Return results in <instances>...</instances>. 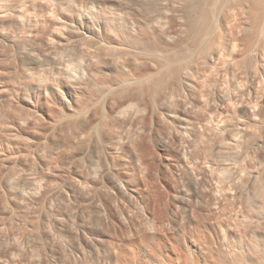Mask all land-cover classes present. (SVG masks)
<instances>
[{
  "label": "rangeland",
  "instance_id": "obj_1",
  "mask_svg": "<svg viewBox=\"0 0 264 264\" xmlns=\"http://www.w3.org/2000/svg\"><path fill=\"white\" fill-rule=\"evenodd\" d=\"M83 1L77 5L84 8L87 1ZM99 1L118 8L113 0ZM29 2L0 0V264H121L128 242L135 244L142 257L145 241L156 237L165 241L187 239L195 236L199 228L205 234L209 231L207 235L212 238L224 230L223 236L235 239L238 247L242 245V252L255 257L253 260L259 258L257 253L264 247V76L258 69L254 71L256 63L249 62L251 69L249 59L244 56L242 61L240 53H235L242 63L236 61L242 84H237L238 80L235 85L225 84L224 79L220 82L223 85L215 88L213 80L221 78L216 73L210 81L200 79L202 84L196 88L201 92L196 90L193 95L202 98L205 93L210 99L204 97L208 100L205 109L187 111L195 134H185L180 129L181 122L174 115L177 118L181 112L176 106H170L171 111L158 106L155 121L140 136L141 141L137 139L134 153L129 142L115 144L112 149L107 147L110 140L97 141L91 135L79 141L73 138L72 131L54 128L46 118L52 111H68L67 108L59 109L62 105L49 94L33 90V83H38L36 79L41 75L39 69L29 71L23 48L29 44L42 53L53 22L47 21L46 28L43 23L29 26L16 19L12 9L20 6L25 15ZM47 4L42 2L35 8L38 11L27 14L42 21L45 8L50 7ZM32 30L34 36H30ZM62 79L57 85L61 92L73 87L87 95L92 87L86 80ZM255 85H262V90L255 87L256 91ZM193 95L184 101L189 102L188 97L192 102ZM255 103H261L263 108L253 111L255 115L250 118L243 104L252 108ZM218 104L225 111L222 119H216L217 125L209 117L216 114ZM221 124L226 130L244 126L247 132L242 144L231 149L226 144L231 133L216 130ZM117 131L124 133L123 129ZM199 133L203 136H197ZM183 153L187 164L181 159ZM89 154L99 171L94 178L93 166L88 168ZM255 172L259 177L254 180L251 175ZM7 178L14 181V188L6 185ZM259 262L264 264L261 259Z\"/></svg>",
  "mask_w": 264,
  "mask_h": 264
},
{
  "label": "bare ground",
  "instance_id": "obj_2",
  "mask_svg": "<svg viewBox=\"0 0 264 264\" xmlns=\"http://www.w3.org/2000/svg\"><path fill=\"white\" fill-rule=\"evenodd\" d=\"M29 1L24 9L26 14L30 11H38L35 8L39 7L38 5L42 2L49 3L50 7H47V10L45 8L44 11L45 19L38 22L29 14H22L20 6V8L16 6L17 8L12 9L17 14L16 19L22 23L26 22L25 24H29V26L30 24L37 26L43 23L46 28L47 21L53 22L49 26L50 28L48 27L50 37H47L48 41L45 42L44 52L39 51L41 53L39 54L35 47L28 44L29 41L28 48H23L26 49L23 52H25L29 60L28 65L31 67L28 68L29 71L39 69V75H41L36 79L31 72L32 76L34 75V80L38 81V83H33L35 86L33 90L40 94H49L51 98L62 105L59 109L67 108L68 111H52L46 118L51 120L54 128L72 131L73 138L79 141L91 135L97 141L110 140L107 147L112 149L115 144L121 145L122 142H129L130 149L132 148L131 151L134 153L138 149L137 139L144 135L148 131V127L155 121V112L158 106L164 109L176 106V109L182 114L177 115V118L174 115L175 119L181 122L180 129L185 134H195L187 111L205 109L206 102H208L206 94L202 95L206 99L200 98L201 96L196 98L193 95L196 90H199L197 85L203 78V81H208L213 73L221 74L218 76L221 77L219 80H213L215 82L213 87L216 86L215 88L218 89L223 85L220 82L224 79L227 80H224L225 84H227L226 82L230 85L236 83L240 75L236 68H240L236 67L238 58L235 53H240L241 58L245 56L249 59L247 65L250 61L256 63L253 66L256 68L257 65L258 68H254V71L257 72L258 69L264 76V0H128V2L125 0L127 3L122 2L123 0H113L118 8L99 0L96 1L101 3L95 2V0L84 2V0V3L91 5L90 7L85 4L84 8L77 5V2L82 0ZM36 3L38 5H35ZM32 32L33 30L30 36H32L31 34L35 35ZM25 40L27 42L26 38ZM243 58L242 61H244ZM94 64L95 69L91 68ZM238 64L242 65L241 61ZM50 68L52 69L51 73ZM251 69H249L250 72L253 71ZM29 71L28 73H30ZM247 71L245 72L247 73ZM202 73H206V76L204 74L205 77H202ZM241 74L243 73L241 72ZM239 77L242 79L241 76ZM59 78L61 80L68 78L67 80L73 81L86 80L92 86V90L90 89L87 95L83 94L84 92H78V90L74 91L73 87L72 90L67 89L66 93L61 92L62 90L60 89V91L57 87ZM255 87L258 86L255 85L254 89ZM261 87L258 88L262 90ZM182 89L186 91V96L193 95L195 101L191 102L187 97L189 102H185L186 96ZM218 89L216 90L218 91ZM59 91L61 94H66L65 98H62L63 94L60 96ZM199 91L201 92V90ZM262 91L264 92V90ZM224 94L223 96H227L228 93ZM261 94L264 96V93ZM218 95H220L219 92ZM219 100L221 103H225L224 98ZM247 104L249 105V102ZM245 105L243 104V107L248 111L250 118L255 115L253 111H257L258 108L261 111L263 106L261 103L252 108L249 107L250 105H247L248 108ZM215 111H217L216 114H211L209 117L212 122L217 118H223L225 108L219 106ZM217 120L214 122L218 125ZM223 124L217 126L216 130L224 132L226 129L223 128L225 127ZM239 126L234 130L231 128L226 130L231 134L225 143L231 149L239 146L246 135L247 131H244V126ZM118 129H123L124 133L118 134ZM200 134L202 133L197 136ZM126 135L133 136L132 140ZM241 148L243 149V147ZM185 154L181 155V159L187 164ZM94 162L93 155L89 154L88 168L93 166L91 168L93 178L99 172L95 167L96 162ZM226 168L229 169V167ZM257 176L258 174L255 172L251 178L254 177L255 180ZM232 177L234 178V176ZM8 178L6 185L15 187L14 181ZM224 194L226 195V193ZM132 220L131 218L130 221L132 222ZM196 230L195 236L187 239L180 238L182 240L172 238L165 241L157 237L158 240L149 239L144 242L145 252L142 257L137 254L135 244L128 242L120 257L121 264H141V261L143 264H260V259L261 262L264 261V247L260 248L257 253L260 254L259 258L253 260L255 257L252 256L251 259L248 254L242 252V245L238 247V243L233 241L235 239L230 240V236H228L229 238L226 237L227 235L223 236L224 230L216 229L219 232L222 231L218 234L214 229L215 237L213 236V238L212 235H207L209 231L205 234L201 228Z\"/></svg>",
  "mask_w": 264,
  "mask_h": 264
}]
</instances>
